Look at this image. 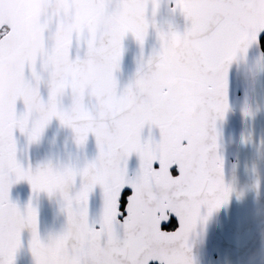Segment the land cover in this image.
<instances>
[{"label":"snow or ice","instance_id":"6c2138e0","mask_svg":"<svg viewBox=\"0 0 264 264\" xmlns=\"http://www.w3.org/2000/svg\"><path fill=\"white\" fill-rule=\"evenodd\" d=\"M237 106L264 112V0H0V264H199L198 224L243 195L225 148ZM53 121L65 154L33 161ZM256 143L246 128L241 144ZM259 145L242 169L258 196Z\"/></svg>","mask_w":264,"mask_h":264},{"label":"water","instance_id":"95a60500","mask_svg":"<svg viewBox=\"0 0 264 264\" xmlns=\"http://www.w3.org/2000/svg\"><path fill=\"white\" fill-rule=\"evenodd\" d=\"M126 52L122 61L124 77L135 70L134 57L137 54V46L131 39L125 42ZM234 86L237 82L235 69H233ZM243 84L235 88L234 97L243 95ZM254 134L256 144L244 146L241 144V136L245 129ZM158 136V130H153ZM70 137L69 130L59 126L53 121L46 129L44 137L37 145L29 149L30 158L33 161L41 160L50 155L65 154V141ZM264 138V112L258 113L254 119H246L237 106L229 113L225 124V148L227 152V165L230 168L233 163L241 166V179L237 185V191H243V195L237 198L236 194L230 201L216 208L208 218L206 225L198 224L194 235L193 252L198 258L199 264H264L262 251L264 250V184L260 195L249 187L251 181L243 172V165L256 158L260 145ZM72 145L69 144V150ZM96 146L94 138L90 137L83 149V153L91 157L95 154ZM131 166L137 164L136 158L131 160ZM158 166V165H157ZM19 194L26 199L29 194L27 184H21L14 188V194ZM40 218L42 227L50 226L56 217V209L47 198L41 200ZM21 264H28L27 258L21 260Z\"/></svg>","mask_w":264,"mask_h":264},{"label":"clouds","instance_id":"9594fccd","mask_svg":"<svg viewBox=\"0 0 264 264\" xmlns=\"http://www.w3.org/2000/svg\"><path fill=\"white\" fill-rule=\"evenodd\" d=\"M190 39L188 37H184L181 39L180 43L177 45V50H180V49H183L186 45H188L190 43ZM86 70H89L88 69V66L86 65ZM166 83H175V79L174 78H171L169 80H166L165 81ZM84 87V84H81V90L83 89ZM196 114V109L195 107H190V108H187L184 115H188V116H194ZM262 251V260H264V250H261Z\"/></svg>","mask_w":264,"mask_h":264},{"label":"flooded vegetation","instance_id":"af4514ba","mask_svg":"<svg viewBox=\"0 0 264 264\" xmlns=\"http://www.w3.org/2000/svg\"><path fill=\"white\" fill-rule=\"evenodd\" d=\"M175 223V221H173Z\"/></svg>","mask_w":264,"mask_h":264}]
</instances>
